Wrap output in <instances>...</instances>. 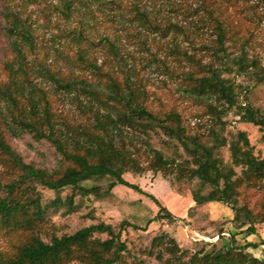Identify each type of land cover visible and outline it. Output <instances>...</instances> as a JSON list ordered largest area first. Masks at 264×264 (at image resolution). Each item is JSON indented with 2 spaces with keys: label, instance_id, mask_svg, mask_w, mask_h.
Segmentation results:
<instances>
[{
  "label": "rangeland",
  "instance_id": "1",
  "mask_svg": "<svg viewBox=\"0 0 264 264\" xmlns=\"http://www.w3.org/2000/svg\"><path fill=\"white\" fill-rule=\"evenodd\" d=\"M216 20L226 28L227 54L237 57L240 45L244 44L248 57H257L264 69L263 0H0V90L10 81L6 65L16 62L14 45L18 44L25 55L29 79L46 94L56 137L68 151H73L74 142L85 138L88 132L99 133L95 129L97 120L103 116L114 119L118 110L109 108L105 102L107 109L94 100L90 102L80 91L57 90L50 79L37 72L36 65L48 67L61 78L84 79L96 85L99 92L108 91L113 80L122 87L127 81L138 102L151 112L159 115L177 112L190 134L203 137L212 128L220 130L222 121L223 135L229 142L239 131L245 132L254 154L262 158L264 131L243 123L236 107L220 120L212 107L222 109L225 103L216 96L199 95L187 80L189 73L204 75L198 64L219 65ZM13 25L30 29L34 37L32 46L9 30ZM89 63L96 64L99 70ZM235 79L242 88L239 105L247 102L264 113V83L257 84L250 75ZM19 81L28 93L30 86L23 78ZM31 97L40 99L41 95L35 92ZM100 99L107 100L102 96ZM11 109L9 102L0 98V110L13 129V134H6L12 148L25 163L37 169L50 174L63 172L67 163L56 145L16 126ZM43 131L49 133L47 127ZM123 131L131 149L137 147L143 152L151 147L169 159L190 160L177 141L159 130L143 133L123 128ZM222 155L228 161L227 148ZM0 169L4 181L13 177ZM124 178L140 190L117 186L101 198L94 194L79 195L70 188L56 192L36 185L35 192L42 205L49 208L46 222L39 229L42 239L48 242L53 236L71 235L86 227L105 224L120 233L127 246L122 264H174L167 248L153 244L162 234L174 238L181 251L187 253L183 261L201 250L208 253L230 247L234 238L242 245L257 244L258 248H250L248 253L264 262V223L256 226V234L246 237L233 222L234 212L229 205L220 202L196 205L188 180L172 184L162 174L151 171L141 175L127 173ZM110 183L111 179L106 177L84 182L82 186L105 193ZM261 186V190L248 192L251 207L264 202V184ZM71 196L72 207L66 202ZM151 196L175 216L173 223L154 220L159 207ZM56 199L63 203L52 206ZM94 237L109 238L106 233H96ZM12 243L0 235V252L10 251Z\"/></svg>",
  "mask_w": 264,
  "mask_h": 264
},
{
  "label": "trees",
  "instance_id": "2",
  "mask_svg": "<svg viewBox=\"0 0 264 264\" xmlns=\"http://www.w3.org/2000/svg\"><path fill=\"white\" fill-rule=\"evenodd\" d=\"M215 22L220 51L219 65L215 67L212 64H198L204 75L189 73L187 80L199 95L216 96L225 103L226 107L222 109L211 106L220 120L236 107L243 123L252 124L264 131V113L247 102L239 105L238 98L242 88L235 79L237 76L250 75L257 84H263L264 69L260 60L257 57L250 59L244 44L240 45V54L237 57L229 56L225 48L226 28L221 21ZM9 30L30 46L33 45L34 37L27 26L13 25ZM14 50L17 60L14 64L6 65L10 71V81L1 88L0 98L12 106V122L33 133L36 138L51 140L62 154L67 167L63 172L50 174L25 163L6 139V134H13V129L0 110V168L13 175L9 181H4L0 172V235L13 242L10 251L0 252V264H69L74 261L86 264H122L127 246L121 241V234L115 233L111 226L105 224L86 227L71 235L53 236L50 241H44L39 229L46 222L49 208L42 205L35 188L36 185H41L56 192L70 188L79 195L94 194L101 198L117 186L140 190L125 180L124 175L127 173H160L172 184L188 180L192 184L191 195L196 205L214 202L227 204L234 212L233 222L242 230L240 234L249 237L257 233L256 226L264 223V202L251 207L247 199L248 192L261 190V185L264 184V157L254 154L245 132L239 131L229 142L223 135L225 123L220 121V130L212 128L205 137L192 135L179 113L159 115L140 104L127 81L123 88L113 80L108 91L99 92L97 86L91 82L61 78L48 67L41 68V65H36L37 72L50 79L57 90L66 93L80 91L89 97L90 102L94 100L107 109L103 103L105 102L111 106L109 108L118 110L114 119L103 116L97 120L95 129L99 133L88 132L85 138L74 142L73 151H68L64 142L56 137V128L45 92L29 79L30 72L25 55L18 44L14 45ZM89 65L94 70H99L96 64ZM232 74H235L234 77H230ZM20 78L30 86L29 94L19 81ZM35 92L41 95L40 99L31 97ZM101 96L107 100H101ZM45 127L48 134L43 131ZM123 128L143 133L159 130L170 140L177 141L190 160L179 162L169 159L151 147L143 152L137 147L131 149L124 140ZM224 148L230 153L228 161L222 155ZM106 177L111 179V183L105 193H100L96 188L82 186L84 182ZM151 198L159 207L154 220L173 223L175 216L154 196ZM72 199L73 196L66 199L71 207ZM61 203L62 200L56 199L52 206L56 207ZM96 233H106L109 238H95ZM153 244L167 248L174 264H264L248 253L250 248L257 249V244L242 245L234 238L230 247L208 253L201 250L187 261H183L187 253L181 251L176 240L168 234L157 236Z\"/></svg>",
  "mask_w": 264,
  "mask_h": 264
},
{
  "label": "built area",
  "instance_id": "3",
  "mask_svg": "<svg viewBox=\"0 0 264 264\" xmlns=\"http://www.w3.org/2000/svg\"><path fill=\"white\" fill-rule=\"evenodd\" d=\"M264 247V246H263Z\"/></svg>",
  "mask_w": 264,
  "mask_h": 264
}]
</instances>
